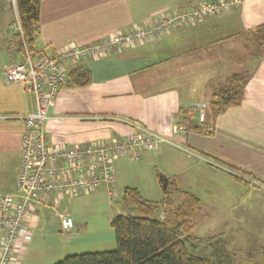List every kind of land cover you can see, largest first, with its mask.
Segmentation results:
<instances>
[{
  "label": "crops",
  "instance_id": "crops-1",
  "mask_svg": "<svg viewBox=\"0 0 264 264\" xmlns=\"http://www.w3.org/2000/svg\"><path fill=\"white\" fill-rule=\"evenodd\" d=\"M202 1L42 0L36 47L53 54L71 43H96L134 26L152 25L163 14L191 10ZM16 17L17 11L10 1L0 0V153L13 145L19 170L26 129L21 117L33 111L35 104L22 84L6 81L7 67L21 61L24 53V48L18 49L17 34L11 30ZM262 23L264 0H243L236 9L207 15L193 24L174 26L150 42L113 48L105 56L67 65L69 73L85 68L91 81L83 87L67 81L60 88L45 122L51 144L109 143L114 138L138 135L139 126L166 137L170 143L145 151L140 159L120 157L112 187L100 188L101 193L91 195L88 201H84V196L89 193L68 194L60 199L58 207L57 195L51 194L34 214L33 240L24 251L22 264H56L71 255L72 252L62 254L58 250L57 254L42 257L37 248L46 241L47 226L60 225L62 214H70L79 231L86 223L80 210L95 203L96 196L107 194L108 205L114 207L109 191L115 194L117 188L123 189L121 205L125 210L117 215L128 213L123 202L126 187L137 188L146 200L161 202L166 193L159 180L160 173L171 181L169 190L174 192L176 205L182 201L181 192L186 191L200 198L201 209L209 207L216 211L210 203L204 205L192 191V185L200 184L222 193L224 186L232 188L248 204L264 205V56L254 57L250 34L251 29ZM248 70L251 78L242 103L214 116L209 103L213 94L226 85L229 76ZM191 103L207 104L205 121L194 118L203 131L187 129L175 133V124L185 126L184 112L192 113L188 109ZM16 178L13 186L1 192L13 191ZM62 203L69 205L62 207ZM115 216H106L111 227ZM221 216L230 229L223 211ZM223 236L220 232L205 237L214 242L210 247L212 256L207 254L210 258L218 245L226 255L231 253ZM98 243L103 244L104 239ZM259 249L264 253V246Z\"/></svg>",
  "mask_w": 264,
  "mask_h": 264
},
{
  "label": "built area",
  "instance_id": "built-area-1",
  "mask_svg": "<svg viewBox=\"0 0 264 264\" xmlns=\"http://www.w3.org/2000/svg\"><path fill=\"white\" fill-rule=\"evenodd\" d=\"M243 0H204L188 11L163 14L146 27L129 30L88 45L71 43L47 54L41 48L31 49L24 42L21 61L6 70L7 83L22 84L34 99L35 109L21 117L26 129L22 140L20 165L15 188L0 192V264H22L24 251L33 240V217L38 207L45 205L51 194L57 195L56 204L66 195L91 193L104 186L112 187L116 178V161L122 156L140 159L143 153L170 141L147 128L139 126V133L127 139L114 138L109 143L86 146L65 143L51 144L45 130L48 111L57 93L69 76L68 64H78L93 57L105 56L117 47H130L159 38L164 31L203 20L207 15L224 13L241 6ZM17 11V0H10ZM11 30L22 34L19 16ZM203 103H191L188 109L196 113L200 122L206 118ZM175 133L187 131L179 123ZM111 200L115 198L109 191ZM60 226L70 232L76 227L73 217L62 214Z\"/></svg>",
  "mask_w": 264,
  "mask_h": 264
},
{
  "label": "trees",
  "instance_id": "trees-1",
  "mask_svg": "<svg viewBox=\"0 0 264 264\" xmlns=\"http://www.w3.org/2000/svg\"><path fill=\"white\" fill-rule=\"evenodd\" d=\"M41 2L17 0L22 34L16 35V44L20 51L24 42L31 49L36 48L40 34ZM250 34L258 44V52H254V57H263L264 23L251 29ZM250 78L251 75L245 73L229 76L226 85L212 96V114L217 116L231 107L239 106ZM90 81L91 74L83 67L74 69L68 76V84L79 87L87 86ZM195 116L194 112H184L185 126L189 130L203 131L194 120ZM165 193L161 202H152L146 200L137 188L126 187L123 202L128 213L119 214L112 220L116 248L71 254L56 264H225V257L229 258L230 255L225 254L222 246H216L213 258L195 253L191 247L197 240L193 231L197 212L201 209L200 198L182 191V201L176 205L174 192L168 188Z\"/></svg>",
  "mask_w": 264,
  "mask_h": 264
},
{
  "label": "rangeland",
  "instance_id": "rangeland-1",
  "mask_svg": "<svg viewBox=\"0 0 264 264\" xmlns=\"http://www.w3.org/2000/svg\"><path fill=\"white\" fill-rule=\"evenodd\" d=\"M16 20L17 17L15 21ZM251 43L254 47V52H258L257 42L252 41ZM245 72H247L245 74H250V70ZM211 101L212 98L209 102L210 105ZM14 149L13 145L10 144L6 151L0 153V192L7 191L13 186L15 183L14 179L18 174ZM199 179L205 182L202 177ZM191 188L194 193L201 197L204 205L210 203V206L216 210L213 212L209 207H205L197 212V219H195L197 226L193 235L203 239L194 240V244L191 245V247L194 248V252L212 256V249L210 247H213L212 243L214 242L205 237H208L212 233L215 235L216 233L222 232L224 233L223 240L228 242L231 252L229 253V258L225 257V264H264V253L259 251V248L264 246V205L260 207L256 205L252 206L250 203H247L245 198L239 195L237 190L232 188L227 189L225 186L224 188L226 189L223 188L224 193L217 190L211 191L205 184L192 185ZM115 189L113 190L115 191ZM99 190L100 189L85 195L84 201H88L89 198H92L91 195L94 196L101 193ZM122 191L123 189H116L115 198L113 200L114 207L108 205V195L105 193L100 195V197L96 196L95 203L82 206L80 213H82V216L86 219V223L82 224L79 231L74 229L73 231L66 232L61 229L60 225L47 226L44 234L46 241L44 244H39L37 251L44 257L52 253L57 254L58 250L61 251L62 254L64 252L79 254L94 252L100 249L103 250L104 248H114L116 246V237L111 224H108L106 216H115L120 212H124L125 209H123L121 205ZM68 205L69 204L66 205V203H62V207ZM55 206L59 207L60 205L55 204ZM222 211L228 218L230 229H227V225H224L225 221L221 216ZM97 220L98 224H96ZM212 224H214V226H212ZM102 238L104 239V243L99 244L98 241ZM216 238H214V240ZM111 239L112 244L109 243ZM217 241L221 242V240ZM214 261L216 262L215 259ZM215 264H217V262Z\"/></svg>",
  "mask_w": 264,
  "mask_h": 264
},
{
  "label": "water",
  "instance_id": "water-1",
  "mask_svg": "<svg viewBox=\"0 0 264 264\" xmlns=\"http://www.w3.org/2000/svg\"><path fill=\"white\" fill-rule=\"evenodd\" d=\"M159 180L162 184L163 190L166 191L169 188L171 181L169 180L168 177H166L164 174L161 173L159 174Z\"/></svg>",
  "mask_w": 264,
  "mask_h": 264
}]
</instances>
